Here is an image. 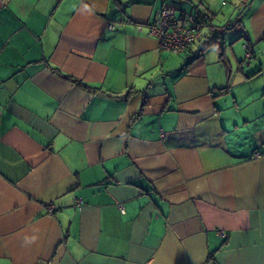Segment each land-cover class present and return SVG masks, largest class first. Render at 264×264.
<instances>
[{
    "label": "crops",
    "instance_id": "1",
    "mask_svg": "<svg viewBox=\"0 0 264 264\" xmlns=\"http://www.w3.org/2000/svg\"><path fill=\"white\" fill-rule=\"evenodd\" d=\"M207 1L0 0V264H264V0Z\"/></svg>",
    "mask_w": 264,
    "mask_h": 264
},
{
    "label": "built area",
    "instance_id": "2",
    "mask_svg": "<svg viewBox=\"0 0 264 264\" xmlns=\"http://www.w3.org/2000/svg\"><path fill=\"white\" fill-rule=\"evenodd\" d=\"M232 25L240 29L239 23L234 22ZM110 26L112 27V24ZM147 26L148 34L157 40L159 48L174 54L190 50L204 27L209 30V39H212L216 33L215 26L207 23L197 13L185 12L176 6L165 4L160 7ZM250 57L251 54L247 52L246 58ZM256 156H260V153L256 152ZM77 202L80 204L81 200L78 199ZM47 209L53 211L55 207L51 203L47 205ZM218 233L225 236L221 231Z\"/></svg>",
    "mask_w": 264,
    "mask_h": 264
},
{
    "label": "rangeland",
    "instance_id": "3",
    "mask_svg": "<svg viewBox=\"0 0 264 264\" xmlns=\"http://www.w3.org/2000/svg\"><path fill=\"white\" fill-rule=\"evenodd\" d=\"M240 2L241 4H244L242 0H240ZM207 3H209V7L211 9L210 12L214 13L213 21L215 22L216 25H218L219 23L222 24L225 21L230 20V19L233 20L235 18V14H233V9H234V6L236 5V2H234V0H208ZM185 4L188 5L189 8H193L194 10L198 9V5L196 2L188 1ZM180 7L178 8L184 10L183 8H180ZM237 11H238L237 13H239L241 11V8L238 9L237 7ZM194 13H197V11H195ZM166 52L171 53L170 51H166Z\"/></svg>",
    "mask_w": 264,
    "mask_h": 264
},
{
    "label": "trees",
    "instance_id": "4",
    "mask_svg": "<svg viewBox=\"0 0 264 264\" xmlns=\"http://www.w3.org/2000/svg\"><path fill=\"white\" fill-rule=\"evenodd\" d=\"M181 10V9H180ZM199 16H201V17H203L204 19H205V17H209L210 16V14H208V13H205L204 15H202V14H199V13H197ZM230 23V22H229ZM213 25V24H212ZM215 26V25H214ZM228 26V24H226V26L225 27H227ZM217 36H215L214 35V37L212 38V39H210L211 40V42H216V40H217ZM196 41V40H195ZM195 41H194V43H195ZM79 83H81V82H79Z\"/></svg>",
    "mask_w": 264,
    "mask_h": 264
}]
</instances>
